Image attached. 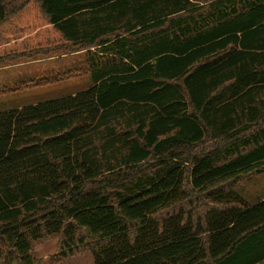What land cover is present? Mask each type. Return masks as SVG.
I'll return each mask as SVG.
<instances>
[{
  "label": "trees",
  "instance_id": "16d2710c",
  "mask_svg": "<svg viewBox=\"0 0 264 264\" xmlns=\"http://www.w3.org/2000/svg\"><path fill=\"white\" fill-rule=\"evenodd\" d=\"M53 52L90 86L0 112V264L264 261V0H0V65Z\"/></svg>",
  "mask_w": 264,
  "mask_h": 264
},
{
  "label": "rangeland",
  "instance_id": "374dc122",
  "mask_svg": "<svg viewBox=\"0 0 264 264\" xmlns=\"http://www.w3.org/2000/svg\"><path fill=\"white\" fill-rule=\"evenodd\" d=\"M28 81L44 84L13 91ZM89 86L83 52H53L3 64L0 65V112L73 95ZM236 192L250 205L264 198V175L245 179L237 186ZM58 240L57 236L52 235L37 242L33 251L35 264H94L89 251L59 258Z\"/></svg>",
  "mask_w": 264,
  "mask_h": 264
},
{
  "label": "crops",
  "instance_id": "0c3cea01",
  "mask_svg": "<svg viewBox=\"0 0 264 264\" xmlns=\"http://www.w3.org/2000/svg\"><path fill=\"white\" fill-rule=\"evenodd\" d=\"M261 200H264V198L257 200V201H256L254 204H252V205H255L257 202H259V201H261ZM249 205H250V204H249ZM252 205H251V206H252ZM261 263H264V261L261 262ZM261 263H259V264H261Z\"/></svg>",
  "mask_w": 264,
  "mask_h": 264
}]
</instances>
